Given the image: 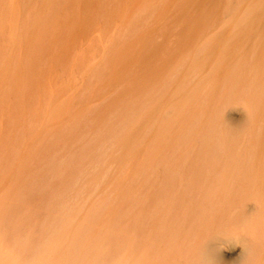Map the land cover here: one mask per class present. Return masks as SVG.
Instances as JSON below:
<instances>
[{"label": "bare ground", "instance_id": "obj_1", "mask_svg": "<svg viewBox=\"0 0 264 264\" xmlns=\"http://www.w3.org/2000/svg\"><path fill=\"white\" fill-rule=\"evenodd\" d=\"M44 1L53 5L58 16L65 20L119 22L126 26L125 30L128 26L150 22L185 23L189 26V35H199L196 26L205 23H235L242 28L231 33L216 53L213 44L214 39H219L218 35L209 38L213 44L208 40L200 45L198 51L205 50L203 61L195 58L192 64L199 66L212 57L210 72L192 86L185 75L175 87L173 101L169 104L160 97H153L137 116L126 112L121 130L114 137L123 151L128 150L124 153L126 157L131 149L141 144V131L144 128L151 130L154 121L158 120L157 127L153 128L156 133L146 143L145 153L149 154L150 148L162 146L177 120L190 117L192 129L177 136L179 143L184 145V157L172 166L175 170L169 172L165 181L175 180L173 194L146 197L139 195L140 192L133 193L131 184L124 182L119 196L91 198L80 192L72 196L56 195V192L38 199L33 207L19 213V205L27 203L34 192L43 190L41 177L36 174L28 176V180L19 175L11 179L9 186L2 177L6 170L0 167V264H250L256 241L264 236V51L232 59L239 40L230 42L229 39L243 33L252 13L260 11L256 16L264 20L261 11L264 0ZM262 25L264 27V23ZM218 79L223 80L221 85H218ZM203 83L204 88L201 87ZM223 103H242L247 109L245 122L236 123L227 118L221 110L222 105L220 107ZM126 104L129 111L131 101ZM81 115L77 117L79 120ZM255 119H260L262 124L253 133L254 143L243 147V139L252 131L249 124ZM13 147L12 144V150ZM23 148L27 158L34 147L26 145ZM247 151L254 160L239 168L235 161L240 153ZM200 153L207 155V159L192 162L191 158ZM53 154L47 161L49 183L51 179L55 180L53 176L58 167ZM2 156L0 161L5 160ZM102 156L99 154L98 159ZM186 166L193 169L187 177L189 183L199 180V186L193 188L191 194L180 193ZM230 195L233 196L228 197ZM236 196L255 202L251 214L232 212L230 207ZM228 219L234 226L246 229L250 236V240L245 241L241 260L232 263L222 261L220 249L222 235L229 233Z\"/></svg>", "mask_w": 264, "mask_h": 264}, {"label": "rangeland", "instance_id": "obj_2", "mask_svg": "<svg viewBox=\"0 0 264 264\" xmlns=\"http://www.w3.org/2000/svg\"><path fill=\"white\" fill-rule=\"evenodd\" d=\"M259 12L252 13L241 37L229 39L230 42L239 40L232 59L264 51V20L257 18ZM241 28L235 23H205L196 26L199 35H189L188 24L150 22L128 26L125 30L126 26L119 22L65 20L44 0H0V155L4 152L2 157L5 158L0 161V167L6 170L2 177L10 186L11 179L19 175L29 180L28 176L38 174L43 187V190L39 189L41 195L34 192L28 197V204L22 203L20 212L17 211L21 213V210L33 207L38 199L56 192V195L69 196L80 192L91 198L119 196L124 182L131 184L133 193L140 192L139 195L146 197L173 194L175 180L165 181L169 172L175 170L172 166L184 157V145L179 143L177 136L192 129L190 117L177 120L162 146L150 148L149 154L145 153L146 143L156 133L153 128L157 127L158 120L154 121L151 130L144 128L141 131V144L131 149L126 157L124 153L128 150L123 151L114 137L121 130L126 112L137 116L153 97H160L165 104L171 103L173 91L185 75H188L190 86L197 84L210 72L212 65V57L199 66L192 64L195 58L203 61L205 50L198 51V47L218 35L214 44L209 40L216 53L230 34ZM222 81L218 79V85ZM204 86L205 83L201 85ZM128 100L132 105L129 111ZM220 107L233 122H245L247 109L242 103H223ZM80 115L81 121L77 118ZM200 119L205 120L204 117ZM261 124L260 119L249 124L252 131L243 139V147L254 143L253 133ZM26 145L34 147L27 158L23 148ZM13 154L18 157L14 158ZM52 154L58 160L60 171L56 169L57 176L54 175L55 180L51 179L49 183L47 161L51 160ZM99 154L103 155L101 159H98ZM207 157L200 153L191 161H203ZM41 159L43 163L39 161ZM20 160L22 166L18 164ZM253 160L247 151L240 153L235 162L240 168L252 164ZM62 161H65L64 165ZM192 171L191 166L183 169L185 181L180 187L181 194H191L193 188L199 186L198 179L191 184L187 180ZM255 206L254 201L236 196L230 208L232 212L251 214ZM228 226L229 233L222 235L220 243L224 263L240 261L245 241L250 240L242 226L232 223ZM250 258V264H264V236L256 241Z\"/></svg>", "mask_w": 264, "mask_h": 264}]
</instances>
